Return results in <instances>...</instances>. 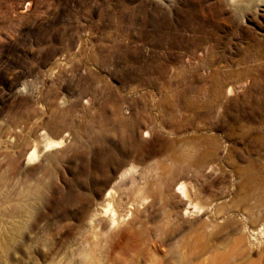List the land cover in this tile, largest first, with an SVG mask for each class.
Instances as JSON below:
<instances>
[{
	"label": "rangeland",
	"instance_id": "1",
	"mask_svg": "<svg viewBox=\"0 0 264 264\" xmlns=\"http://www.w3.org/2000/svg\"><path fill=\"white\" fill-rule=\"evenodd\" d=\"M115 182L105 264H264V0H0V188L42 193L23 264L78 262Z\"/></svg>",
	"mask_w": 264,
	"mask_h": 264
},
{
	"label": "bare ground",
	"instance_id": "2",
	"mask_svg": "<svg viewBox=\"0 0 264 264\" xmlns=\"http://www.w3.org/2000/svg\"><path fill=\"white\" fill-rule=\"evenodd\" d=\"M62 143H63L62 139L60 141H57V142H55L54 140L53 141L48 140L43 145V147L41 149H39V150H41L40 153L42 154L44 151H46L50 147L61 146ZM38 145L39 144H37V146ZM36 149H38V147ZM36 149L33 148V151L29 153L24 164H28L27 162L34 160L36 157L38 158V153H37ZM42 170H43V168L41 169V171ZM121 176H123V174H121ZM38 179H39V177H38ZM35 183H36V180H35ZM116 183L117 182H115L114 185L111 186L110 189L108 191H106V193L104 194L103 199H102V207H100L98 210H96L95 212H93L89 216V221H88L89 224L88 225H90V227L88 226L89 229L87 232L89 233V236L91 237V239L76 254V256L79 258V261L75 262L72 258L69 257L67 259L66 264H105L104 263L105 261L102 260V257H103L102 246L104 245L103 241L106 240L104 242H107L110 239H112V233L117 230V227H119V225L122 222L127 220V217L132 215V211H133L132 210L133 204H129L128 206L126 205L127 207L124 210H119L118 208H115L113 206V205H115L117 200H120V198L117 196L116 188H114ZM180 185H181V183H180ZM21 188H23V189H20L16 192L9 191V190L4 191L2 188H0V220H1L0 221V264H23L24 260H26L25 258H30L29 253L33 250L38 249L37 247H38L39 237H40L39 236L40 234L38 235L39 231L37 233L36 230H33V231L31 230L27 235L23 234L24 230H26V227H27L26 220L24 219L25 215H24L23 209L25 210L27 208V210H29L30 209L29 201H36V199L39 198L42 193H41V191H39V186L38 187L37 186L32 187L31 185H29V186H25V187H21ZM182 188H183V186L180 187L179 189L181 190ZM184 191L185 190L182 189L183 193H184ZM261 202L264 203V199H262ZM30 206H33V205L31 204ZM31 210H32V208L30 209V211ZM197 210H199V208ZM25 212H27V211H25ZM186 213H187V210H185L184 214H186ZM163 215L165 217L169 216L168 212L167 213L164 212ZM2 221H3V223L4 222L5 223L2 224L1 223ZM261 226L257 230V233L264 235V223ZM36 229H37V227H36ZM164 229L166 230L164 224L158 225L156 227V230L160 233H164ZM147 232H150L149 229ZM145 235H146V230H144L142 228L140 229L139 233H137L136 235H133L135 237L134 238L135 243L132 247L136 250L137 253L142 251L141 250L142 248H140V246L147 241V239L146 240L144 239ZM242 239L237 240V242H236V243H238L237 245H241V243L243 242ZM263 240H264V238H263ZM239 248H241V246H239ZM207 251H208V249H207ZM205 253H206V250H205ZM225 253L223 256H225ZM243 255L241 253V257H243ZM226 256H228V255L226 254ZM141 257L142 256H139V259L136 262V264H146V260H144ZM225 257H224V259H225ZM232 257H236V255H232ZM260 257H262V256H260ZM73 258L75 259V257H73ZM220 258L221 257H219L216 254L213 256L210 255V256H208V258L206 257L204 259L207 262L204 264H223L224 262H222L220 260ZM51 259H56V258L52 257ZM185 259H184L185 264H192ZM51 261L49 263H46V264H57V262L52 263L53 261L52 262ZM59 263L60 262H58V264ZM110 264H120V262L118 260H113L112 263H110ZM122 264H133V263L127 261V262H124ZM249 264H261V260L259 258V260L255 261V262L252 261Z\"/></svg>",
	"mask_w": 264,
	"mask_h": 264
}]
</instances>
